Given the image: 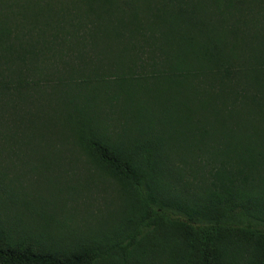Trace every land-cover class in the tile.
<instances>
[{
	"label": "trees",
	"instance_id": "16d2710c",
	"mask_svg": "<svg viewBox=\"0 0 264 264\" xmlns=\"http://www.w3.org/2000/svg\"><path fill=\"white\" fill-rule=\"evenodd\" d=\"M0 264H264V0H0Z\"/></svg>",
	"mask_w": 264,
	"mask_h": 264
},
{
	"label": "rangeland",
	"instance_id": "374dc122",
	"mask_svg": "<svg viewBox=\"0 0 264 264\" xmlns=\"http://www.w3.org/2000/svg\"><path fill=\"white\" fill-rule=\"evenodd\" d=\"M109 188H110V190L108 189V194H109V196H111L110 194H111V192L113 190V187L112 186H109ZM97 204H98V206L103 207L102 200H99ZM93 209H96V206H94Z\"/></svg>",
	"mask_w": 264,
	"mask_h": 264
}]
</instances>
